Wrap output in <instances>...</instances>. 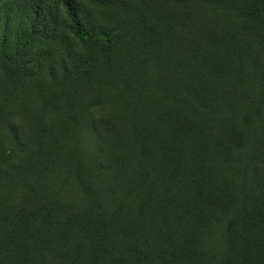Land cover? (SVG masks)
<instances>
[{"label": "trees", "instance_id": "trees-1", "mask_svg": "<svg viewBox=\"0 0 264 264\" xmlns=\"http://www.w3.org/2000/svg\"><path fill=\"white\" fill-rule=\"evenodd\" d=\"M0 264H264V0H0Z\"/></svg>", "mask_w": 264, "mask_h": 264}]
</instances>
